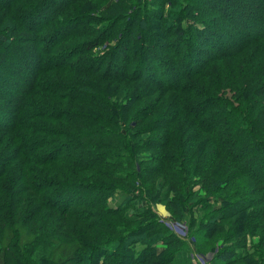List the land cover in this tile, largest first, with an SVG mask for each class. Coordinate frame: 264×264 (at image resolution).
<instances>
[{
	"label": "trees",
	"instance_id": "obj_1",
	"mask_svg": "<svg viewBox=\"0 0 264 264\" xmlns=\"http://www.w3.org/2000/svg\"><path fill=\"white\" fill-rule=\"evenodd\" d=\"M76 1L0 0V237L5 239L6 229L18 224L32 236L27 235L22 242L21 232L13 227L12 240L0 249L4 262L117 264L121 258L119 264H139L133 252L141 237L130 239L139 235L141 228L123 230L119 222L103 223L105 216L101 215L89 223L94 217L84 209L98 207L115 218L123 214L126 204L114 208L108 199L118 189L131 194L135 177L143 175L144 183L149 180L146 176L158 175L168 197L190 187L197 177L205 185L207 197L192 207L196 209L193 214L204 211L195 238L200 251H215L219 241L241 235L244 245L219 251L220 262L259 264L250 257L264 248V0L225 3L224 9L240 35H231L224 42L212 33L215 39L200 37L203 43L190 31L211 32L212 26L195 22V18L207 20V11L190 14L189 9L195 10L197 3L192 6L186 2L183 12L168 21L170 28L186 35L176 37L186 47L183 62L174 66L182 77L173 84L178 75L172 78L169 68L161 70V79L170 77L171 82L160 86L165 91L160 94L162 107L155 113L153 103L146 105L127 123L125 117L129 118L132 105L144 97L133 98L130 93L129 106L118 108L112 94L101 88L125 81L134 84L140 72L149 74L145 67L147 48L139 45L133 49L126 40L142 39L141 31L147 29L145 19H133V5L126 0L113 1L108 7L98 0ZM73 5L80 7L79 12ZM98 5L102 10H85ZM188 13L195 18L189 17L193 20L184 26ZM115 32L124 54L117 55V46L109 48L110 57L104 51L96 52L110 43ZM174 47L165 48V53L183 54ZM212 68L234 74L225 85L222 74L215 82L203 85L201 80ZM59 74H68L70 80H56ZM155 81L153 75L152 81L147 80ZM227 88L236 93L235 98L228 97ZM54 122L67 130L55 133L49 126ZM131 126L135 130L129 135ZM160 132L154 139L134 141L144 133ZM56 137L66 142L57 143ZM128 138L131 140L126 141ZM153 149L156 156L142 157L134 167L137 153ZM148 162L158 164L143 167ZM153 183L147 187L145 199L157 204L166 189ZM80 191L91 197L86 199ZM216 191L222 193L216 197L225 206L208 211L211 203L213 207L219 202L211 201ZM191 196L187 201L182 196V200L174 196L168 201L172 212L183 217L190 209ZM124 220L131 224V219ZM155 222V226L162 225ZM101 228L110 234H124L98 241L96 230ZM145 228H149L147 238L163 231L153 225ZM167 237L182 242L175 235ZM250 237H258L259 246L252 242V251L235 257L238 248H247ZM58 243L77 245L74 257L58 262L54 255ZM146 247L143 264H180L177 251H171L172 259L156 263L164 248L159 251L155 241Z\"/></svg>",
	"mask_w": 264,
	"mask_h": 264
},
{
	"label": "rangeland",
	"instance_id": "obj_2",
	"mask_svg": "<svg viewBox=\"0 0 264 264\" xmlns=\"http://www.w3.org/2000/svg\"><path fill=\"white\" fill-rule=\"evenodd\" d=\"M79 1H84V0H78L75 2V4L78 3ZM113 1H118V0H98L97 3L105 2L108 7V5H110V3H113ZM126 1L129 4L133 5V12L131 15L133 16V19L135 18V16L138 19L142 17L143 19H145V22L147 25V29L145 31L143 30L141 31L142 39L136 40L134 37H131L130 39L128 37L126 38V40H128L129 44L133 46V49L135 48V46H139V45H143V47L145 46L147 48V52H146L147 56H145L147 62L145 64V67L147 68L146 72H149V74L144 75V73L140 72V74L136 77L135 79L136 83L134 84L127 82V81L120 82L118 85L117 84L115 85L105 84L107 87H103L101 89L104 92H106V94H110V95L112 94L111 98L113 100V103L118 108L122 106L126 108L127 106H129L130 103L128 101H129L130 93H133V98H135L136 95H138L139 97H144V98H141L138 103L136 104L134 103L132 105V110H130L131 114L129 115V118L128 116L126 117L124 116L126 123H127V122L132 121L134 112H137L140 108L146 105H150L153 103L152 105L156 107L154 109L155 113H157L156 111L159 110L160 107H162L163 100L161 99L163 98L160 96V94L164 90L160 89V86L167 87V84L171 82H169L170 77L169 79H166V80L161 79V78H164V76L159 75L161 74L160 72L161 70L169 68L171 72L173 73L172 78H174L176 74L178 75L177 76L178 81H175V82L173 81V84H177L179 82V78L182 77V75L178 73L179 68L177 69L174 66H177L179 62H183L185 58V55L183 52H186V47H183V43L180 44V42H178L179 38H176V37L177 36L181 37L182 35L183 36H186V35L183 32H180V30L177 31L176 28L174 29L172 27L170 28V24H168V21L175 13L178 14V13H181V11L183 12L184 9H182L183 8L182 6H184L186 2L192 4V6H194V4L197 3L195 10L192 9L193 7L189 9L188 12L190 14L195 15V13L197 12L199 13L202 11H207L206 13L207 20L202 21L201 19L192 17L188 13L189 20L185 19L183 21L182 24H184V26H187L193 20V19H190L189 17L195 18V22L197 21V23L199 24H202L203 22H205L207 23L206 24L207 27L209 25L210 27L212 26L211 32L209 31L210 33L207 32L203 34V32H200V31H193V30L190 31V35L193 36L195 39H197L198 42L203 43V40L200 37H206V38L212 37L211 39L213 38L215 39V37L213 36H218L219 40L223 39V41L225 42L226 39L229 40V38H231V35H235L236 37H238L237 35H240V33H238V30H235V26H236L235 23L233 22L231 16L227 14L226 9H224L225 3L231 4L232 0L230 1L229 0H187V1L186 0H145L146 1L145 3L144 2L141 3L139 0H126ZM255 1L259 3L258 0H255ZM91 2L94 3L95 0H91ZM79 8L74 7V10L79 12ZM95 8L102 10L101 5L95 6L94 8H91L88 6L85 10L94 11ZM206 8L211 13H209ZM83 10H84V7L82 6L80 11H83ZM138 19L136 22H138ZM138 30H136V32H138ZM173 32H175L176 35H174ZM115 37L117 38L115 39ZM118 39H119V36L115 32V35L110 39L111 41L109 44H106L100 47L99 49H97V51L96 50L95 51L96 52L100 50L102 52L104 51L106 52V54H108L107 57H110L109 54L112 52V49L117 46L116 48L117 55L124 54V49L121 51V48H120L121 46L119 45L121 43V40L119 41ZM174 44H175V47L173 48V50L176 51V49L178 50L180 49V51H182L181 53H183L182 55L181 54L177 55L175 54L174 51H173L174 53H171L172 50H170V52L168 53H165V50H166L165 48L168 49L169 46L173 47ZM110 47L112 49L109 50ZM19 50H21V48ZM176 60H178L177 63H176ZM119 63L120 61H116V64H119ZM218 74H222L224 78H226L227 80V78L233 75L234 73L231 74L229 70L227 72H224V71H221L220 68H212L210 75L206 77L207 79L205 78L204 80H201L202 84L204 85V83H207V82L213 83L215 82V79L217 80L220 79L218 78ZM55 75H58V73H55ZM152 75H153V78L154 77L156 78V81H155L156 84L147 82V80L152 81ZM60 76H63L64 78ZM60 76H56L57 77L56 80L58 79L59 81H65L66 79H69L68 74L60 75ZM159 79H161L160 81L164 83L162 84L161 82H159ZM226 80H224L223 85L228 83V80L227 81ZM235 90H238V89L236 88ZM227 91H228L227 93L228 97H233V98L236 97L235 95L236 93L232 89L227 88ZM150 119L152 120V116L146 119V123L150 122ZM56 125H57L56 122H54L49 126L55 128L56 130L55 133L57 134H59L61 130L62 131L67 130L61 123H59L57 126ZM130 129H129V135L133 134L135 130L132 126ZM159 134L161 135L162 132L156 133V134L144 133L143 135H141L140 138L134 139V141L137 143H141L142 141L154 139ZM55 139L53 140H55L57 143L66 142L65 138L56 137ZM129 140H131V138H128L126 141H129ZM134 155L135 154H133V156ZM153 155L154 156L157 155V150H154V149L153 150H142V153H137L136 155L137 157H134V162H135L134 167H136L139 164L138 160L140 158L142 157L146 158V157H150ZM157 164L155 162H148V163L143 164V167H148V166L155 167ZM141 178H143V175H140V177H135V179H133L134 182L136 183V186L131 189L132 190L131 194L129 193L128 195L126 191L121 192V190L118 189L117 190L118 192L116 191L117 193L108 199L110 205L113 206L114 208L118 205L126 204L125 206L126 208H124L123 214L120 213L118 214L119 216H116L115 218H111V217H108V215L104 214L103 212L99 211L98 207L94 209H91V208L84 209L85 211L86 210L88 211L89 215H92L94 217L93 219L89 221V223H93L94 221H97V219L95 218V215H101V216H105L103 223L109 224V222H119L118 225L123 230L126 229L129 231L131 230L132 232H135L136 228L138 227L141 228L140 234L139 235L136 234L137 236L133 234L135 235L134 238L130 239L131 241H133L141 237L139 242H135L136 247H135V251L133 252L134 257L131 255L133 258H136L138 260L139 264H143L144 258L145 260L147 259L146 257H144V254L146 253L144 251L145 249H147L146 245L150 244L151 241H155L156 246L158 247L159 251L164 248L162 251H160L159 258H157L159 260L156 263L160 262V260H167L169 258L172 259L171 251H177L176 256H177L178 261L181 260L179 261L180 264H213V263L222 264L220 262L221 259L218 258L219 251L221 252L223 249H227L228 247H232L236 245L238 246L244 245L245 242L242 240V236L240 235V236H236V238H233L231 241H228V242L223 243L222 241H219L216 245L215 251H210L209 249H204L203 251H200L198 249V246H197L198 241H196L197 239L196 232L198 230L197 228H199L198 226H199L201 216L204 213V211H202L201 213L198 212V213L193 214L192 211H196V209L195 208L192 209V207H194L198 201L207 197V194L204 190L205 185L202 182H199L200 179L198 177L192 180L191 182L192 184H190V187H184L183 188L184 190L182 189V191H180L179 194H172L169 197L167 196V187L166 185L162 183L160 176L157 175V177H154V178H151V176L149 177L146 176L145 178L149 180L144 181V183H142L143 181ZM152 183L155 184V186L158 187V189H164V188L166 189V192L160 194L159 197L157 198V202H158L157 204L156 203L152 204L149 201V199H145V192L148 189L147 187H150ZM158 189H156L155 191H158ZM120 192L121 194H119ZM122 194H125V195H122ZM190 194H192L191 196L192 199L191 200L189 199L190 201L188 203V206L190 207V209H187V211H185L186 213L183 214V217L177 216L175 213L172 212L173 209L169 207L168 201H171V199L173 200L174 196H176V198H178L179 200L180 199L182 200L181 196L183 198L185 197L184 201L185 200L187 201V196H190ZM80 195H82L83 197H86V199L91 197V195L87 194L86 191L83 193L80 191ZM179 195L181 196L179 197ZM212 195L213 197L215 196L214 198L211 197L212 202L219 201L220 199L216 196H220L222 195V193H218L216 191V192H212ZM211 204L213 205V203ZM212 205L210 208H208V211L209 210L214 211L218 208H222L225 206L221 201L216 202L213 207ZM126 218L129 220L130 219L132 220L130 221L131 224L124 223L125 221L124 219ZM192 218L195 220L191 224ZM155 220L160 221L161 222L160 224L162 225H159V227L155 226L157 225V222H155ZM148 223H153V224H148ZM146 225L147 226L153 225L157 231H159V229L163 231H159V233L147 238L145 237V235H148L147 232L149 231V228H145L147 227ZM13 227L15 229H18L19 232H21L22 242H25V237L27 239V235L29 238H32V236L28 234L26 229L22 228L20 224L13 226ZM13 227H11L10 230L6 229V232H5L6 236L4 237L5 239L0 237L1 238L0 239V249L3 245L8 243L10 240H12V237H13L12 235H14L12 232ZM96 233H97L96 239L98 241H101L102 238L103 239L104 238L113 239L117 235L119 236L120 234L121 235L124 234V233L110 234L109 232H107L106 229H102V228L96 230ZM170 234L172 236L175 235L176 238H178L182 242L176 241L174 239V241L177 243L171 244V242H174V241H170V237H167ZM128 236H130V234ZM248 239L250 240L248 241L247 248L245 249L238 248L235 251V257L245 255L247 254V252H249V250L252 251L253 250L252 244H256V246H259L258 244H260V239L258 237H250ZM56 246H58L57 248L59 249L54 255L56 256V259L58 262H60V258L62 259H67L70 257L73 258L75 255V251L77 250V245H74V244L72 246L70 245L65 246V245H59L58 243L56 244ZM257 254H258L257 256L256 255L251 256L250 260L252 259V260L257 261L259 264H264V248H259V251L257 252ZM192 255H196L197 258L194 259ZM120 259L121 258H119V261ZM4 261H5L4 256L0 254V264H6V262ZM119 261L117 264H119ZM131 261H134V259H131ZM64 264H77V262L76 261L65 262ZM170 264H172V262ZM237 264H245V263L239 262Z\"/></svg>",
	"mask_w": 264,
	"mask_h": 264
},
{
	"label": "built area",
	"instance_id": "obj_3",
	"mask_svg": "<svg viewBox=\"0 0 264 264\" xmlns=\"http://www.w3.org/2000/svg\"><path fill=\"white\" fill-rule=\"evenodd\" d=\"M192 256L194 257V259H195V258H197V256H196V255H192Z\"/></svg>",
	"mask_w": 264,
	"mask_h": 264
}]
</instances>
